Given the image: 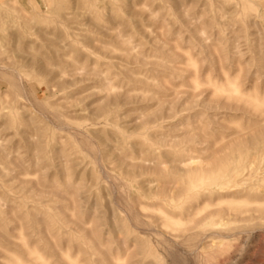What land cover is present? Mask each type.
<instances>
[{"label": "rangeland", "instance_id": "rangeland-1", "mask_svg": "<svg viewBox=\"0 0 264 264\" xmlns=\"http://www.w3.org/2000/svg\"><path fill=\"white\" fill-rule=\"evenodd\" d=\"M0 264H264V0H0Z\"/></svg>", "mask_w": 264, "mask_h": 264}]
</instances>
